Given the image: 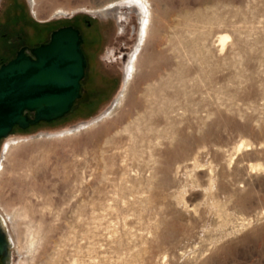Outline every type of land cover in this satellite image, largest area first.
Listing matches in <instances>:
<instances>
[{
  "label": "rangeland",
  "instance_id": "1",
  "mask_svg": "<svg viewBox=\"0 0 264 264\" xmlns=\"http://www.w3.org/2000/svg\"><path fill=\"white\" fill-rule=\"evenodd\" d=\"M73 20L80 98L0 139L9 264H264V0H0V58Z\"/></svg>",
  "mask_w": 264,
  "mask_h": 264
},
{
  "label": "water",
  "instance_id": "2",
  "mask_svg": "<svg viewBox=\"0 0 264 264\" xmlns=\"http://www.w3.org/2000/svg\"><path fill=\"white\" fill-rule=\"evenodd\" d=\"M82 36L72 25L58 27L49 41L21 48L0 65V139L14 128L25 130L40 122L63 117L80 98L86 57ZM12 244L0 220V261L9 264Z\"/></svg>",
  "mask_w": 264,
  "mask_h": 264
},
{
  "label": "flooded vegetation",
  "instance_id": "3",
  "mask_svg": "<svg viewBox=\"0 0 264 264\" xmlns=\"http://www.w3.org/2000/svg\"><path fill=\"white\" fill-rule=\"evenodd\" d=\"M105 12L106 13H111L109 11H105ZM86 24L90 25L89 21H86ZM64 25H72L73 27L79 29V31L81 33V36H82L81 28L84 27V25L79 24V26H78L77 24H75V21L74 20L73 21H68L66 23H62L61 25H58L55 28L50 29L49 30V33H48V37L46 39H44V40L39 41V42H27L26 40H23L21 36H18L14 41L7 40L8 41V44L6 46H7L8 50H9L8 52H12V53L8 57H1L0 58V65H2L3 63H6L10 59H12L21 48H24V52H26V53L29 54L31 48H35V47L39 46L40 44L47 43L49 41L50 33L53 30L57 29L58 27H61V26H64ZM6 35L7 34L5 33L3 35V38H5ZM81 47H82V45H81ZM86 66H87V63H86ZM85 72H86V67H85ZM82 81H81V86H82ZM81 86H80V90H81ZM0 264H2L1 261H0Z\"/></svg>",
  "mask_w": 264,
  "mask_h": 264
},
{
  "label": "bare ground",
  "instance_id": "4",
  "mask_svg": "<svg viewBox=\"0 0 264 264\" xmlns=\"http://www.w3.org/2000/svg\"><path fill=\"white\" fill-rule=\"evenodd\" d=\"M227 38H228L227 35H221V37H220V41H221L222 43H224L225 40H226ZM7 139H9V137H7L5 140H7ZM12 147H13V145L10 146V148H12ZM10 148H8V151L10 150ZM8 151H7V152H8ZM0 220H1L2 224L4 225V227L8 230L7 219L4 217V215H3L2 213H0ZM8 233H9V238H10L11 244H13V239H12V237H11V235H10L9 230H8Z\"/></svg>",
  "mask_w": 264,
  "mask_h": 264
}]
</instances>
